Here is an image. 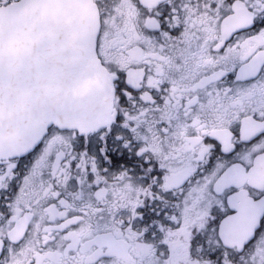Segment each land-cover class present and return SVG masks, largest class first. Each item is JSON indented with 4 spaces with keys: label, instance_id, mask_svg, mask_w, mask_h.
<instances>
[{
    "label": "snow or ice",
    "instance_id": "obj_1",
    "mask_svg": "<svg viewBox=\"0 0 264 264\" xmlns=\"http://www.w3.org/2000/svg\"><path fill=\"white\" fill-rule=\"evenodd\" d=\"M0 264H264V0H0Z\"/></svg>",
    "mask_w": 264,
    "mask_h": 264
}]
</instances>
